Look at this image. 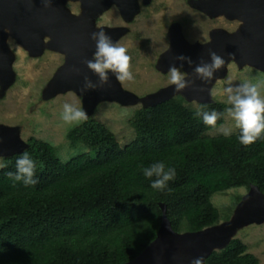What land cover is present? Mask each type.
I'll list each match as a JSON object with an SVG mask.
<instances>
[{
	"label": "trees",
	"instance_id": "1",
	"mask_svg": "<svg viewBox=\"0 0 264 264\" xmlns=\"http://www.w3.org/2000/svg\"><path fill=\"white\" fill-rule=\"evenodd\" d=\"M228 106L213 100L194 107L180 94L140 106L125 144L90 116L66 134L71 147L82 143L88 151L66 161L48 141L28 137L23 151L1 157L0 264H122L156 236L161 204L174 231H198L220 222L213 194L251 185L264 192V135L245 146L240 130L209 133L224 122ZM213 110L223 113L215 128L197 115ZM23 153L36 164L34 185L8 175ZM157 162L175 171L163 190L151 187L157 177L143 173ZM258 263L239 238L205 258V264Z\"/></svg>",
	"mask_w": 264,
	"mask_h": 264
},
{
	"label": "water",
	"instance_id": "2",
	"mask_svg": "<svg viewBox=\"0 0 264 264\" xmlns=\"http://www.w3.org/2000/svg\"><path fill=\"white\" fill-rule=\"evenodd\" d=\"M68 1H78L80 14L75 15L66 8ZM198 7L210 15L222 13L229 18H239L242 24L233 32L222 29L213 30L210 39L205 42L190 43L185 40L178 28L170 30V47L159 58L162 69L170 66L183 67L195 85L182 92H175L168 85L139 98L130 91L122 89L115 76L109 72V83L95 90L82 89L83 77L88 75L93 82L97 77L83 63L91 59L95 51V42L90 39L94 27V16L115 3L126 19L137 11L136 0H50L47 7L43 0H0V85L4 91L14 79L12 62L14 55L7 46L11 36L32 55L44 49L43 39L49 37L47 47L64 54V63L46 85L45 97L59 92L73 90L82 98L83 109L88 117L101 101H117L121 104L141 102L143 108L154 106L176 94L187 101L198 103L212 102L210 88L217 78L226 71V64L235 61L240 67L245 65L264 72V0H192ZM103 30L111 36L113 42L122 30ZM209 51H214L225 60V65L214 73L213 78L203 83L195 78L194 67L210 62ZM189 57L193 64L176 59ZM78 68L79 73L73 71ZM153 97L151 100L150 97ZM27 146L19 137L17 127L0 125V157L19 153ZM162 218L154 239L132 260L122 264H190L196 257L205 258L214 250L225 247L232 239L235 229L241 225L264 221V192L255 185L236 204L230 218L198 231L176 232L166 216V208L161 204Z\"/></svg>",
	"mask_w": 264,
	"mask_h": 264
},
{
	"label": "rangeland",
	"instance_id": "3",
	"mask_svg": "<svg viewBox=\"0 0 264 264\" xmlns=\"http://www.w3.org/2000/svg\"><path fill=\"white\" fill-rule=\"evenodd\" d=\"M136 1L137 11L130 19H126L117 5L111 3L108 8L97 13L93 21L96 29L126 28L115 43L127 49V54L131 57L133 79L117 82L122 89L139 98L170 85L168 69L161 68L159 58L170 47L168 34L173 27L180 30L186 41L193 43L208 41L213 30L233 32L242 24L239 18H229L222 13L210 15L192 0ZM65 5L71 13L80 14L78 1H68ZM48 40L49 37L45 36L42 52L32 55L8 36L7 46L14 55V79L0 93V125L17 127L23 141L30 136L48 141L55 146L58 157L66 161L88 151V148L82 143L75 147L69 145L67 131L77 124L69 125L61 119L62 107L65 103H70L83 108V103L81 96L73 90L45 97L46 85L63 65L65 57L63 53L47 47ZM181 71L187 73L184 67ZM229 79L232 86L244 81L255 83L264 80V72L248 65L240 67L235 61H229L225 74L217 78L210 88L211 99L227 104L224 89L228 86ZM188 102L194 107L198 105L195 100ZM140 106L141 102L128 105L117 101H101L95 106L91 116L108 126L121 144H125L134 137L130 118ZM221 128H228L231 133L239 131L227 113L224 122L209 133L223 134ZM2 164L3 159L0 157V165ZM248 191L245 187H236L212 195V203L221 212L220 222L233 212L238 203L237 197L242 198ZM232 238H239L246 245V251L258 258V264H264V221L237 227Z\"/></svg>",
	"mask_w": 264,
	"mask_h": 264
},
{
	"label": "clouds",
	"instance_id": "4",
	"mask_svg": "<svg viewBox=\"0 0 264 264\" xmlns=\"http://www.w3.org/2000/svg\"><path fill=\"white\" fill-rule=\"evenodd\" d=\"M44 6L47 7L50 0H43ZM90 39L95 42V51L92 53L91 59H85L83 63L90 70L97 80H93L84 75L82 89L84 91L95 90L109 83V72H111L117 81L124 82L133 79L131 71V57L127 54V49L118 46L113 42L103 28L90 34ZM210 62H201L194 69L196 79L203 83H207L213 78L215 72L225 65L223 57L214 51L208 53ZM177 60L187 62L192 65L193 61L189 57L178 56ZM183 63L178 66L169 67V84L174 86L175 92H182L186 88L193 87L195 80L189 78V74L182 72ZM73 71L79 73V69L73 67ZM227 87L224 91L227 96V104L229 107L225 109L227 115L235 122V127L239 131V142L242 145H250L255 143L264 135V80L258 82L244 81L237 86H232L229 79ZM197 115L202 117L205 125L213 128L217 125V120L221 118L223 113L215 110L212 112H199ZM88 114L82 107H76L73 104L65 103L61 111V119L69 125L79 124L87 120ZM224 135H230L231 130L221 128ZM3 165H0L2 167ZM36 164L28 153H23L16 161V172L8 173L16 181H22L25 185H34L37 183L35 178ZM143 173L146 178L151 179V187L157 190H163L167 186V182L175 176L174 169L165 170L163 162H157L151 166L144 168ZM190 264H203L202 257L193 258Z\"/></svg>",
	"mask_w": 264,
	"mask_h": 264
},
{
	"label": "bare ground",
	"instance_id": "5",
	"mask_svg": "<svg viewBox=\"0 0 264 264\" xmlns=\"http://www.w3.org/2000/svg\"><path fill=\"white\" fill-rule=\"evenodd\" d=\"M153 97L151 96L149 100H151Z\"/></svg>",
	"mask_w": 264,
	"mask_h": 264
}]
</instances>
